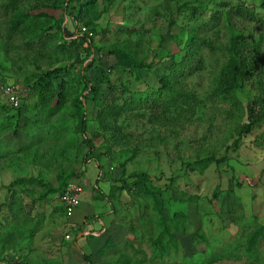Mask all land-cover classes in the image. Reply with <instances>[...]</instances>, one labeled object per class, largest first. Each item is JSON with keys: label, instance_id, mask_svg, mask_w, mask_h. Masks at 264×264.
<instances>
[{"label": "rangeland", "instance_id": "obj_1", "mask_svg": "<svg viewBox=\"0 0 264 264\" xmlns=\"http://www.w3.org/2000/svg\"><path fill=\"white\" fill-rule=\"evenodd\" d=\"M207 1L209 0H95L94 5L87 11L83 10L78 17L75 16V20L71 24L64 20L63 23H66L69 30L75 35H82L79 32L84 29L83 34L92 39L93 48L100 52H95L97 59L92 67L97 65L96 67H101L105 71L110 70L108 75L113 87L118 91L125 88V95L130 94L136 99L158 87L156 75L161 74L162 67L154 65L150 70L143 69L137 79H133L132 75L126 73L121 75L117 69L111 70L115 60L104 54L106 48L121 43L133 44L139 57L147 56V62L153 59V63L161 60H165L163 63H168V57L171 55L176 58L182 47L180 43L179 45L169 39L170 35L185 33L186 29L192 25V22L187 21L188 5L194 3L204 7ZM211 1L216 2L217 0ZM233 2H241L252 13V16L247 18L232 16L229 28H234L236 33L243 34L248 41L259 45L261 54L258 59L264 60V0H234ZM49 3L51 5L56 2L49 0ZM38 9L41 8L37 0H16L15 4H11L10 0H0V87L6 84H17L26 88L27 94L24 96L26 105H23L21 109L20 122L25 119L33 122L35 124L33 130L36 131L35 139L40 137L44 139L41 144H36L35 141L33 149L38 150V153L63 147L64 152L58 161L65 169H69L70 166L74 170L75 167L78 168L75 171L79 173L80 178L74 182L83 188L88 187L87 181H91L90 185H93L92 183L100 173L99 169L117 180L121 165H123L125 175L132 172H146L157 186H168L170 184L169 177L174 179L170 185L171 189L175 191L173 194L174 203L172 202L168 208V215L175 211L187 213L191 220V227L187 233L198 230L199 233L207 237L208 247L194 238L188 239L186 235H176L177 246L175 249L169 248L167 254L153 258L150 263L145 262L144 264H264V233L262 241L258 244L255 261L246 260L239 250L236 252L234 249L233 251L235 242L244 239L246 230L264 224V124L257 125L249 134L242 137L238 147L232 151V143L236 136L230 130L231 123L225 119L226 116L223 113L229 108L224 103L209 98L208 89L211 86V75H209L208 69H204L195 77L185 81L187 88L194 91L197 98L203 101L201 109L196 108L190 119H188L189 112L182 118L171 113L167 116L170 125L161 126L159 122L151 123L147 120L151 112L147 108L148 105L143 104L127 115L123 114L117 120L116 126L119 128L120 134L112 137L110 142L104 141L109 139L108 134L100 137L101 132L94 119L92 103L87 101L85 103L87 119L85 135L89 139L92 138L95 151L99 154V160L98 163L92 159L88 164L81 163L86 149L80 143V137L77 135L69 146L64 147L63 144L66 137L70 138L71 130V122L66 116L62 117V114L65 115L68 111V102L64 105L62 114L58 113L47 124L37 123V121L41 122L43 118L41 110L47 105L44 99L52 96L51 90L55 91L60 83H67L70 92L76 88L81 64L76 63L69 70L70 75L67 77L60 73L55 77H50L48 87L42 88L38 96L35 94L36 92H32L31 86L43 72L57 67H67L74 62V56L78 58L79 55L81 63L84 62L83 65L92 56H89L85 61V52L81 48L75 49L68 45L61 48L62 41L56 40L55 30L47 31L48 34L39 35V38L36 37V39L35 37L30 38L32 34L27 35L21 26L12 29V23L17 20V13L36 14ZM42 11L57 19L61 17L59 9L50 8ZM170 22L174 23L171 27H169ZM87 23H91L92 32L88 30L89 27L84 26ZM33 24L34 28L38 27V20L32 19L30 25L33 26ZM219 28L220 32L217 37L211 33L205 35V38L210 40L211 46L216 42L221 45L225 44L224 34L228 35L229 31L225 29L224 21L221 22ZM208 49L204 48L199 51L205 63H210ZM176 79L178 80L177 77ZM254 92V86L249 81L244 85L242 92L236 95L235 98L239 100L242 109H244L246 96L252 97ZM1 100L3 101L2 97H0V102ZM142 113H145L144 117L141 116ZM14 119V110L0 108V127H7L6 130L0 131V135L12 129ZM187 119L190 122L187 123ZM244 119L243 116L241 121ZM53 138L56 139L53 140ZM113 139L119 140V143L116 144ZM23 140L24 138H22ZM105 150H109V158ZM205 152L214 153L217 159L225 157V160L217 166L211 164L202 173L187 172L182 176L183 172L179 169L180 163L191 162L196 155L204 157ZM23 159L22 154H17L16 157L3 164L5 167L0 166L2 168L0 169V187L3 188L2 186L10 184V189L15 190L17 195L8 194V204H13L11 207L13 206L17 212H25L30 220L29 225H33L34 220L38 223L40 219L37 218L41 213L37 211L35 214V210H33V213L26 214L30 197L28 193L23 194L22 191L35 189L38 194L42 190L13 183L18 179L17 177L27 178L38 172L34 165L25 164ZM43 161L49 162L45 159ZM41 172L44 179L52 181L53 171L41 169ZM236 183H240V187H237ZM104 185L102 187L100 183L104 195L112 197L108 184ZM215 187H218L216 197L210 201ZM182 193L185 194L184 201L179 202ZM1 195L3 198L5 197L2 192ZM187 197H192L194 201L190 203L186 200ZM48 198L47 202H50V206H54L58 194ZM111 200L114 208V222L107 228L111 234L103 233L100 236V242L105 240V237H110L114 247H98V250L89 251L87 257L93 264L111 263L119 259V254L128 251L129 245H132L135 249L142 250L148 259V256H152L148 243H134L137 234L130 231L131 228L138 227L137 217L141 214V210L131 203V197L125 190L121 192L120 196ZM91 204H95V201H92ZM232 204L233 209L230 214H227L228 207ZM4 214L7 213L4 212ZM44 217L45 221L42 227L46 237L42 238L43 241L48 242L49 233L56 239L60 238L58 233H61L62 236L67 234L69 239H72L74 235L70 230H63V232L60 229L58 222L61 221V218L59 219V216L53 218L58 221L57 223L50 220L48 213L44 214L41 219ZM1 219L3 218L1 217ZM50 223L52 226H49ZM241 223H243L242 226ZM64 228L66 229V227ZM148 230V225H145L143 231ZM143 231L139 232L138 230L137 233L145 239L146 235L143 234ZM126 241L128 245L125 243ZM45 242L44 244L36 243L39 250L43 247L47 258L54 257L55 250ZM123 246L125 247L121 250L120 248ZM84 251L87 252L86 249ZM33 252H35L34 248ZM229 253L235 258H229ZM42 258L41 255L37 258L30 256L26 263L48 264L45 263L48 260L43 261ZM215 258L217 261L209 262ZM54 262L52 260V263Z\"/></svg>", "mask_w": 264, "mask_h": 264}, {"label": "trees", "instance_id": "obj_2", "mask_svg": "<svg viewBox=\"0 0 264 264\" xmlns=\"http://www.w3.org/2000/svg\"><path fill=\"white\" fill-rule=\"evenodd\" d=\"M37 1L41 9H38L39 11L36 14L17 13V20L12 23V29L21 26L22 29L26 31L27 35L32 34L30 38H39V35H46L47 31L55 30L56 40L62 41V46L60 45L61 48L65 45L75 49L81 48L83 52H85V61L88 60L87 58L89 56H92L88 61L89 63L87 62L85 65H83V61L81 63L79 55L77 56L78 58L74 56V62L70 63L67 67H57L43 72L38 77V80L31 86L32 92H36L35 94L38 96L42 88L48 87V79H50V77H55L59 73L67 77L70 75L69 70L72 69L76 63L81 64L77 76L76 88L70 92V88H67V83H60L55 91L51 90L52 96L44 99L47 105L41 110L43 118L41 122L37 121V123H42L43 125L47 124L52 117L61 113L64 105L68 102L67 113L65 115L61 114L62 117L66 116L71 122V130L70 138L66 137L63 140V144L64 147L69 146L74 142L77 135L80 137V143L86 149L85 154L82 156L81 163L88 164L91 159L98 163L99 160V154L95 151L92 138L89 139L85 135L87 126L85 103L87 101L92 103L91 107L95 113L94 119L97 121L98 129L101 132L100 137L108 134L109 139H105L104 141L107 140V142H110L112 137H116V134H120L119 128L116 126L117 120L123 114L127 115V113L139 108L143 104L148 105L147 108L151 112L147 117V120L151 123L156 124V122H159L161 126L170 125L167 116L171 113L182 118L189 112L188 119H190L196 108L201 109L203 101L197 98L194 91L187 88L185 81L195 77L198 73L204 71V69H208V73L211 75V86L210 89H208L209 98L222 102L229 108L223 113L226 116L225 119L229 120L231 123L230 130H232L236 136L232 143V151L238 147L242 137L249 134L257 125L264 124V60L258 59L261 54L259 45H256L253 41H248L243 34L236 33L234 28H229V21L232 16L242 18L252 16V13H250L241 2L235 3L233 2L234 0H217L216 2H212L209 0L204 7H201L200 4H189L187 21L192 22V25L186 29L185 33L170 35L169 39L175 41L177 44L180 43L182 47L179 49L176 58L171 55L168 57V63H163L165 60L153 63V59L147 62V56L139 57L133 44L121 43L106 48L107 50L104 54L113 57L115 60L114 67L111 68V70L117 69L121 75L126 73L127 75H132L133 79H137L140 71L143 69L150 70L154 65H160V67H162L161 74L156 75L158 87L155 90L144 93L142 97L139 96L134 99L130 94L125 95V88L118 91L113 87L108 75L110 70L107 69L105 71L101 69V67H96L97 65L92 67L97 59L95 52L100 53L93 48L91 44L92 39L87 38L86 34L80 36L78 34L75 35L67 27V22L71 24V22L75 20V16L78 17L83 10L87 11L90 9L91 6L94 5L95 0H55L56 3L51 5H49V0ZM15 2L16 0H10L11 4H15ZM50 8L59 9L61 17L57 19L42 11ZM40 18L41 20H39ZM32 19L38 20V27L34 28V24L33 26L30 25ZM63 20L66 21V23H63ZM223 21L225 22V29L229 31L228 35L224 34V38H226L224 40L225 44L221 45L216 42L215 45L211 46V44H209L210 40L205 38V35L211 33V35L217 37L220 32L219 25ZM90 25L91 23L84 24V26L89 27L88 30L92 32L93 27ZM173 25L174 23H169V27ZM204 48H209L208 59L210 63H205L199 53V51ZM249 81L251 85L254 86L255 92L252 94V97L246 96L244 109H242L239 100L235 97L238 93L242 92L244 85ZM22 89L26 91V88ZM26 94L27 92H25V95ZM23 105H26L24 103V98L21 105L17 108L9 107L4 100L0 102V108L14 110L15 118L12 129L0 135V166H3V164L11 160V158L16 157L17 154H22L26 164L34 165V167L37 168V177L29 176L13 182L14 184L18 183L20 186H30L42 190L38 194L35 189L33 191H22L23 194L28 193L30 197V204H28V212L26 214L33 213V210H35L34 213L37 214L39 203L47 202L49 199L48 197L51 195H60L68 182L79 179L80 176L71 166L69 169H65L62 167L61 163H59L58 159L61 158L64 152L63 147L56 148L55 150L50 149L47 152L39 151L38 153V150L36 151L33 149L35 141L36 144H41L44 142V139L41 137V139H35L36 131L33 130V126L35 125L33 122L27 121V119L20 122ZM144 115L145 113L141 114L142 117H144ZM243 116L245 119L241 121ZM188 119L186 120L187 123L190 122ZM6 129L7 127H0V131ZM22 138H24L23 141ZM54 139L56 138H53V140ZM113 140L116 141V144L119 143V140ZM106 149H109V147H106ZM105 151L109 158V150ZM205 153L204 157H198V155H196L195 159L191 162H181L179 169L183 172L182 176H184V174L186 175L187 172L202 173L211 164L217 166L225 160V157L217 159L212 152ZM43 159H45V161L49 160V162H44ZM41 169L54 172V186H51L48 180L42 177ZM119 169L120 173L117 180L109 177L106 175V172H101L99 169L100 173L96 177L95 186L98 190H103L102 183H107L110 194L112 195V197L108 196V198L111 199L120 196L123 190L130 195L131 203L141 210V214L137 217L138 227L130 229L133 234H137V236H135L137 240L135 239L134 243L140 244L147 242L152 256H148L147 259L145 257L146 254L142 250L138 248L135 249L132 245H129V250L120 253L119 259L106 264L150 263L153 258H159L161 255L167 254L169 248L175 249L177 246L176 235H186L188 239L194 238V240H198V242L208 247L207 237L199 233L198 230L187 233L188 229L191 227V220L187 213L175 211L171 215H168V208L172 205L174 199L173 194L175 193L174 189L170 187L174 180L172 177L168 179L170 180V184L162 187L155 185L146 172H132L125 175L123 165H121ZM236 186L240 187V183H236ZM217 191L218 187H215L212 191L210 201L213 200V197L215 199ZM3 194H5V197L3 198L2 195L0 196V207H11L13 204H8L7 195H17L15 190L10 189L8 185L3 190ZM184 195L183 193L180 195L179 202L184 201ZM186 200L190 201V203L194 201L192 197H187ZM175 204H177L176 201ZM61 207L65 216L63 205H61ZM232 209L233 204L228 207L226 213L230 214ZM11 211L12 214H14L13 217L19 219V221L22 220L21 226L19 225L18 228L27 229L30 220L28 219L29 217L25 215V212L18 211L20 212L18 213L13 206L11 207ZM69 218L70 216L65 217L66 220ZM145 225H148V231H143ZM185 225L189 227L187 228ZM242 225L243 223H241V226ZM242 229L244 230V228ZM138 230L139 232L143 231V234L146 235L145 239L137 233ZM245 232L244 239L235 242L233 251L234 249L236 252L239 250L246 260L252 259L255 261L256 255L258 254V244L263 239L264 224L259 226L256 225ZM7 236L9 235L7 234L6 237ZM4 242L5 243L0 244V250H2L4 246H13V244L9 243V239H4ZM125 243L127 244V241ZM109 246H113L112 241L108 239V237H105L101 248H107ZM124 247L125 246L120 249L122 250ZM230 257L235 258L234 255L229 253V258ZM82 259L86 264H93L87 256H83ZM215 261H217L216 258L209 262L212 263Z\"/></svg>", "mask_w": 264, "mask_h": 264}, {"label": "crops", "instance_id": "obj_3", "mask_svg": "<svg viewBox=\"0 0 264 264\" xmlns=\"http://www.w3.org/2000/svg\"><path fill=\"white\" fill-rule=\"evenodd\" d=\"M75 170H78V168L75 167ZM31 177H37V173ZM17 178L20 179V177ZM95 180L92 183L93 185H90L91 181H87L88 187H82L80 203L78 207L74 209L68 220L65 219L58 198L55 203L53 202L55 204L54 206H50V202L39 203L38 211L41 214L38 215L39 217L37 219L40 220L38 223L34 220V224L28 225L27 229L18 228L19 225L21 226L22 220L19 221V219L13 217L14 214H12L11 207H0V244L5 243L4 239H9V243L13 244L11 247L2 246L3 249L0 250V264H22L23 261L24 264H27L26 262H28L30 256L32 258L36 256L37 258L40 255L43 257V261L48 260L45 261V263L48 264H86L82 257L87 256L89 251L93 249L98 250V247L101 248L103 246V241L100 242V236L103 233L106 234V232L110 235L111 232H108L107 228L114 222L113 202L108 198V195H104L102 190L97 189ZM48 182L51 186H54V177L51 182L49 180ZM104 184L107 183H102L103 187L105 186ZM2 187L3 188L0 189V195L1 192L3 194V190L6 188V186ZM92 201H95V204H91ZM4 212L7 214L5 215ZM46 213H48L50 220L52 219L51 221L54 220L56 223L58 221L53 218H56V216H59V219L61 218V221L58 222L60 229H62V231L70 230L74 235L71 240H65V234L62 236L61 233H58L59 239H56L55 236L51 237L49 233L47 238L49 239L48 242L42 240L46 235L43 234L42 227L45 217L43 219L41 218ZM1 217L3 219H1ZM49 226H52L51 223ZM63 226L66 227V229ZM7 234L10 237H6ZM108 239H110V237H108ZM38 242L39 244H44L45 242L51 246V248L55 250V253H53L54 257L47 258L45 248L42 247L39 250L37 246ZM33 248L35 252H33ZM85 249L87 252L84 251ZM52 260L55 262L52 263Z\"/></svg>", "mask_w": 264, "mask_h": 264}, {"label": "built area", "instance_id": "obj_4", "mask_svg": "<svg viewBox=\"0 0 264 264\" xmlns=\"http://www.w3.org/2000/svg\"><path fill=\"white\" fill-rule=\"evenodd\" d=\"M79 33L83 34L84 29H81ZM24 96L25 90L17 84H6L0 87V97H2L11 108L20 106ZM81 193L82 187L78 183L70 181L67 183L62 193L58 195V201L64 207L65 217L71 216L73 210L79 205ZM64 239H69V236L65 234Z\"/></svg>", "mask_w": 264, "mask_h": 264}]
</instances>
